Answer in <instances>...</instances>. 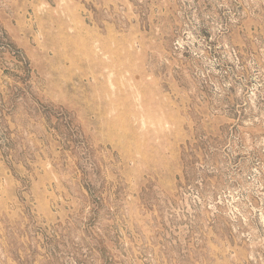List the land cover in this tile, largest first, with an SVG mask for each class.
<instances>
[{"label": "rangeland", "instance_id": "obj_1", "mask_svg": "<svg viewBox=\"0 0 264 264\" xmlns=\"http://www.w3.org/2000/svg\"><path fill=\"white\" fill-rule=\"evenodd\" d=\"M0 264H264V0H0Z\"/></svg>", "mask_w": 264, "mask_h": 264}]
</instances>
